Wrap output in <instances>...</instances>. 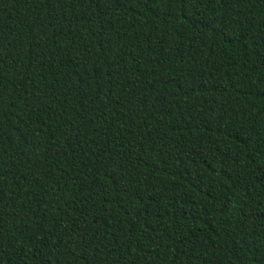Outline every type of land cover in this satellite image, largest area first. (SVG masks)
I'll list each match as a JSON object with an SVG mask.
<instances>
[{"label":"trees","instance_id":"trees-1","mask_svg":"<svg viewBox=\"0 0 264 264\" xmlns=\"http://www.w3.org/2000/svg\"><path fill=\"white\" fill-rule=\"evenodd\" d=\"M0 264H264V0H0Z\"/></svg>","mask_w":264,"mask_h":264}]
</instances>
